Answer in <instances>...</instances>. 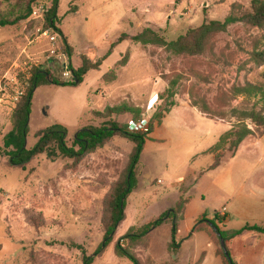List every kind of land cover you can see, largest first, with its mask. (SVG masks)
I'll return each mask as SVG.
<instances>
[{
    "label": "rangeland",
    "instance_id": "obj_1",
    "mask_svg": "<svg viewBox=\"0 0 264 264\" xmlns=\"http://www.w3.org/2000/svg\"><path fill=\"white\" fill-rule=\"evenodd\" d=\"M38 1L35 7L41 6L43 15L0 28V264H84L103 241L104 202L135 144L115 137L78 160L43 154L23 168L10 166L3 138L32 70L42 67L70 82L61 75L62 60L47 58L51 45L42 34L54 31L46 21L52 0ZM235 4L241 7L235 15H241L250 0H58L55 26L61 52L70 53L68 64L77 69L98 62L99 67L77 87L46 84L34 90L26 147L35 145L37 131L55 124L67 128L71 145L77 131L109 119L148 127L153 120L124 220L92 264H132L115 256V244L127 247L121 238L129 229L147 227L162 215L164 222L137 247L129 245L141 264H223L211 254L208 234L192 232L195 222L207 227L212 221L222 232L216 215L225 207L232 226L240 228L243 219L236 212L242 203H264V131L246 120L253 135L236 150L228 144L211 150L237 126L241 112L264 114V63L252 57L264 55V27L231 25L199 56H173L128 38L104 58L123 34L150 29L173 41L189 28L224 21ZM9 10L0 4V13ZM247 85L261 92L242 93ZM108 107L125 109L110 118L100 115ZM157 113L160 121L154 120ZM174 225L178 248L169 249Z\"/></svg>",
    "mask_w": 264,
    "mask_h": 264
},
{
    "label": "trees",
    "instance_id": "obj_2",
    "mask_svg": "<svg viewBox=\"0 0 264 264\" xmlns=\"http://www.w3.org/2000/svg\"><path fill=\"white\" fill-rule=\"evenodd\" d=\"M39 3L38 0H0L1 5H8L10 7L8 15L0 13V28L7 26H15L19 22L28 19L35 6ZM58 8V0H52V7L47 14L46 21L50 28L61 33L55 26L57 22L56 11ZM241 9L240 5H232V13H230L224 21L212 20L202 23L197 28H189L183 34H181L176 40L166 41L164 37L157 34L150 29H144L139 34L129 37L126 34L121 35L116 42H114L104 58L109 56L113 49L121 42L128 38L141 45H153L164 48L168 53L173 56H199L202 55L211 40V38L218 33L226 32L227 28L236 23H247L255 28L264 27V0H250L249 10L243 11L241 15H235V11ZM65 44V42L63 41ZM70 56V53H68ZM252 57L255 62L264 63V55L259 53H253ZM101 62V61H100ZM99 67V63L87 64L83 62L82 65L73 70L74 79L70 82H60L53 77L50 70H45L42 67H36L31 72L29 79V86L20 97L15 108L11 114V130L3 138L2 153L8 158V163L12 167H25L30 161L40 155H47L48 158L54 159L56 157H63L66 159L78 160L88 153H93L97 149L103 147L107 142L115 137H121L132 141L135 144L134 150L130 155L128 165L121 179L115 183L109 196L104 202L105 216L103 218L104 236L103 241L95 251V253L84 259V264H92L94 258L103 252L113 240L114 234L125 217L126 201L130 194L137 187V178L135 168L139 162L142 154L147 136L151 133L152 122L148 130L145 132L130 131L128 125H120L116 121L109 119L103 125L99 127H85L75 133L72 138V144L67 143L68 130L66 127L55 124L51 127L37 131L34 134V138L37 140L35 145L28 149L26 147V139L29 133L28 121L31 113V101L34 90L42 85L53 84L60 86L77 87L83 82V77L90 70H96ZM242 93L251 94L255 96L261 89H256L252 85H247L240 90ZM173 96V94H171ZM125 109V108H124ZM124 109L118 108H106L103 114L104 117H111ZM169 112L168 109L165 110ZM162 117L161 113L154 115V120ZM241 119L238 120L237 126L224 133L211 150H216L222 145L228 144L230 148L236 150L240 144L248 137L253 135V130L248 128L245 121L249 120L255 127L261 128L264 131V114L263 112H256L254 109L250 111H244L240 113ZM210 150V151H211ZM218 163H214L209 170L217 168ZM166 218V215H162L155 221L151 222L147 227H140L139 229H129L127 234L122 239L128 240V246L122 247L120 242H117L114 246V254L118 258H125L132 264H141L139 258H137L132 247L129 245L138 246L141 240L147 236L151 228L160 226ZM205 219V218H203ZM218 221H223L224 218H220L216 215ZM204 221H197L193 227V232H206L209 237L215 242L217 240V256H219L223 264H236L230 257L229 251L225 244V252L221 248L220 239L224 242L230 238H233L243 231H254L264 234V227L258 226H245L238 231H234L229 235L221 232L216 224L212 221H207V227L203 225ZM206 223V222H204ZM177 226L174 225L172 230V240L169 243V249H177L178 246L175 243V235L177 233ZM219 234L220 236H218ZM216 244V243H215Z\"/></svg>",
    "mask_w": 264,
    "mask_h": 264
},
{
    "label": "crops",
    "instance_id": "obj_3",
    "mask_svg": "<svg viewBox=\"0 0 264 264\" xmlns=\"http://www.w3.org/2000/svg\"><path fill=\"white\" fill-rule=\"evenodd\" d=\"M242 204V209L236 212L238 217L243 219V224L240 228H234L232 226V218L227 214V208L224 207L226 209L224 217H221L218 213L219 217L224 218V220L220 223H222V232L226 235H229L234 231H238L245 226L264 227V203H254L251 205L250 203L245 202ZM258 220L260 222H257ZM208 238V247L213 248L211 254H214L215 257L220 259V257L217 256V246L215 242L209 237V235ZM225 244L230 257L236 264H264V234L245 230L241 234L228 239Z\"/></svg>",
    "mask_w": 264,
    "mask_h": 264
},
{
    "label": "built area",
    "instance_id": "obj_4",
    "mask_svg": "<svg viewBox=\"0 0 264 264\" xmlns=\"http://www.w3.org/2000/svg\"><path fill=\"white\" fill-rule=\"evenodd\" d=\"M45 11L42 9L41 6L35 7L32 11L31 16H36V15H43ZM45 36L46 40H48L49 44L51 45V49L48 51V60H62L60 64L61 68V75L63 78L72 81L74 79V74L73 70L71 68V65L68 64L67 62V57L65 53L61 52V38L58 32L55 30H47L43 34ZM128 128L130 131H139V132H145L148 130V124L147 123H139V124H134L132 121L129 122ZM226 214V209L223 208L222 212L219 213L221 217H224Z\"/></svg>",
    "mask_w": 264,
    "mask_h": 264
},
{
    "label": "water",
    "instance_id": "obj_5",
    "mask_svg": "<svg viewBox=\"0 0 264 264\" xmlns=\"http://www.w3.org/2000/svg\"><path fill=\"white\" fill-rule=\"evenodd\" d=\"M217 235L220 236L219 234H217ZM220 245H221V248L223 249V251L225 252V242L222 238L220 239ZM225 254H226V252H225Z\"/></svg>",
    "mask_w": 264,
    "mask_h": 264
}]
</instances>
